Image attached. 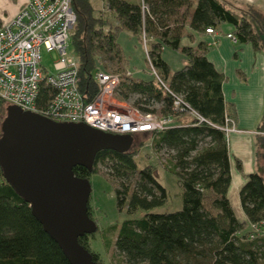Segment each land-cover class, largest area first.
<instances>
[{
	"label": "trees",
	"instance_id": "trees-1",
	"mask_svg": "<svg viewBox=\"0 0 264 264\" xmlns=\"http://www.w3.org/2000/svg\"><path fill=\"white\" fill-rule=\"evenodd\" d=\"M259 1L248 5L251 10L247 11L241 6L234 9L223 0H102L100 7L92 0H71L75 22L69 42L86 100H92L98 91L92 72L107 70L109 64L121 76L120 99L134 97L132 104L142 111L171 115L173 119L169 127L142 132V136H150V148L159 153L157 158L159 162L163 159L164 169L176 177L181 206L172 211H146L118 227L111 226L115 233L112 247L124 263L264 264V234L259 232L264 223L263 175H246L239 189L245 218H237L227 196L231 174L224 127H233L235 109L223 97L225 77L206 56L211 43L200 40L195 46L180 44L181 37L189 35L186 27L203 34L205 28L227 23L235 41L264 49V1ZM124 31L138 41L146 39L148 55L162 81L182 94L203 120L190 110L172 109L170 95L149 71L148 77L125 75L129 57L118 39ZM165 47L183 54L185 63L180 68L170 69L162 57ZM53 92L46 82L40 85L38 108L48 104ZM6 106L0 101V124ZM259 128L264 130V112ZM132 145L123 152L99 151L90 170L81 165L73 167L76 176L87 179L93 172H103L113 182L117 205H126L129 213L160 206L167 200V190L157 179L155 168L150 164L138 166V149ZM236 166L241 170L238 159ZM86 237L79 236V243L91 252L92 264H102L99 254L89 249ZM103 242L106 249L111 244L106 236ZM0 264H70L29 204L5 180L1 168Z\"/></svg>",
	"mask_w": 264,
	"mask_h": 264
},
{
	"label": "built area",
	"instance_id": "built-area-1",
	"mask_svg": "<svg viewBox=\"0 0 264 264\" xmlns=\"http://www.w3.org/2000/svg\"><path fill=\"white\" fill-rule=\"evenodd\" d=\"M75 22L71 0H26L20 10L0 22V101L22 110L42 114L55 121L84 122L99 130L137 135L161 131L173 123L171 115L142 111L133 104L116 98L121 76L110 70L95 69L91 78L98 86L92 100H86L80 87L78 61L66 48ZM205 33L215 34L213 28ZM227 37L236 40L234 34ZM148 71L171 97L175 111L191 109L183 95L170 89L155 70L143 37ZM58 53L54 72L48 73L41 64L40 47ZM126 76L132 75L126 70ZM46 82L54 90L44 108H38L40 85ZM226 132L233 127H224Z\"/></svg>",
	"mask_w": 264,
	"mask_h": 264
},
{
	"label": "water",
	"instance_id": "water-1",
	"mask_svg": "<svg viewBox=\"0 0 264 264\" xmlns=\"http://www.w3.org/2000/svg\"><path fill=\"white\" fill-rule=\"evenodd\" d=\"M0 124V168L5 180L29 204L44 231L70 264H92L78 237L96 230L88 214L90 183L73 167L91 169L99 151H127L131 134L110 133L84 122L55 121L42 114L5 107Z\"/></svg>",
	"mask_w": 264,
	"mask_h": 264
},
{
	"label": "crops",
	"instance_id": "crops-1",
	"mask_svg": "<svg viewBox=\"0 0 264 264\" xmlns=\"http://www.w3.org/2000/svg\"><path fill=\"white\" fill-rule=\"evenodd\" d=\"M25 2L26 0H0V22L14 16ZM251 3L260 1L252 0ZM219 25L214 28L215 34H199L186 27L185 32L189 35L184 34L180 44L195 46L200 40L211 43L206 56L225 77L222 83L223 97L235 109L233 130L227 133L231 174L227 196L237 218L244 219L239 189L250 172H260L264 178V146L257 147V139H264V130L259 128L264 112V49H254L250 43L230 39L227 33L232 32L231 25ZM162 57L171 69L173 64ZM180 58L179 64H174L177 66L171 70L178 69L185 63V57ZM236 159L241 163V170L236 166ZM259 232L264 234V223Z\"/></svg>",
	"mask_w": 264,
	"mask_h": 264
},
{
	"label": "rangeland",
	"instance_id": "rangeland-1",
	"mask_svg": "<svg viewBox=\"0 0 264 264\" xmlns=\"http://www.w3.org/2000/svg\"><path fill=\"white\" fill-rule=\"evenodd\" d=\"M102 0H92L93 4L100 7ZM226 3L238 10H251L248 5H253L252 0H223ZM264 1V0H262ZM264 3V2H263ZM243 5V6H242ZM242 7L239 9V7ZM104 7V6H103ZM102 12V11H101ZM105 11L102 15L106 14ZM225 23L220 24V27H223ZM119 42L125 51V53L129 57L128 67L129 71H131L132 75H139L143 77H148V67L146 54L143 50V44L141 41H138L133 35L129 32H121L118 36ZM72 46L68 40L67 43V54L72 55ZM40 55H41V64L45 68L46 72L52 73L54 72V61L58 59V53L53 51H47L43 46L40 47ZM162 56H164L167 60H170L171 69L175 66L174 64H179L180 57H183V54L179 50H174L171 48H164L162 51ZM107 70H111L112 68L108 64L106 67ZM116 98L118 97V93H116ZM134 97L131 99H122L119 101H124L128 104H132ZM7 105V104H5ZM140 133L133 136V148H137L136 160L138 166H143L145 164H150L153 168H155V174L157 179L164 185L167 190V200L164 204L160 206L153 207L148 210H137L134 213H129L127 211L126 205L119 207L116 202L114 185L113 182L103 173V172H93L88 176V180L90 183V194L88 199L89 206V216L96 223V230L90 234H86L87 237L85 241L88 244L89 249L92 252L98 253L99 257L102 261V264H126L122 261V257L120 254L116 252V250L112 247L113 240L115 238V233L111 232V226L116 225L117 227L121 225V223L126 219L131 218H139L146 211L151 212H160V211H172L180 208L181 206V193L180 186L176 181V177L166 171L162 166L164 163L159 162L157 155L150 148V136H142ZM264 135V134H263ZM264 141V139H257V147H260V143ZM263 143V142H262ZM262 145V144H261ZM140 146V147H139ZM106 236L110 239V246L106 249V246L103 242V237ZM138 264H146L145 262H141Z\"/></svg>",
	"mask_w": 264,
	"mask_h": 264
},
{
	"label": "bare ground",
	"instance_id": "bare-ground-1",
	"mask_svg": "<svg viewBox=\"0 0 264 264\" xmlns=\"http://www.w3.org/2000/svg\"><path fill=\"white\" fill-rule=\"evenodd\" d=\"M132 137H133V135H132Z\"/></svg>",
	"mask_w": 264,
	"mask_h": 264
}]
</instances>
